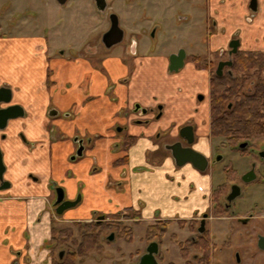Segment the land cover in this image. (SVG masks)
Segmentation results:
<instances>
[{
  "label": "crops",
  "instance_id": "0c3cea01",
  "mask_svg": "<svg viewBox=\"0 0 264 264\" xmlns=\"http://www.w3.org/2000/svg\"><path fill=\"white\" fill-rule=\"evenodd\" d=\"M249 3L250 0H211L213 10L219 12L222 21L227 19L231 29L242 30V48L264 53V0H258L257 16L252 23L246 25ZM230 36L231 33L225 38L227 40H214L213 47L217 49L224 46ZM44 45V37L37 40L20 39L16 42L0 41V53L3 50V56L8 58L4 60V67L15 68V72H10L9 77H0V88H9L12 91L9 104L19 106L24 111V116L10 120L6 128L0 131V150L5 166L3 181H0V264H14L17 259L21 262L27 255L28 248L23 238L27 234L26 222L43 214L47 207L53 211V203L50 201L53 183L64 188L71 201L77 198L78 186L84 188L79 182L87 183L84 205L74 209L78 203L64 212L68 223L94 220L89 214L93 194L100 201L115 204L114 213L118 215L129 210L143 211L144 218L139 219L138 224L146 220L150 222L147 228L158 220H170V226H179L178 222L183 221L186 225L179 232L185 233L190 222H199L203 214L211 213L213 193L217 185L207 171L204 174L207 187L198 198L190 196V190L195 188L192 183H183L184 188L189 191L181 195L177 192L180 183L172 186L176 191L170 192L169 198L183 203L180 210L173 211L172 217L158 219L145 210L149 203L145 201L148 188L144 181L153 173L147 158L158 152L152 139L162 126L167 131L172 123L183 125L182 113L173 108L175 105L181 106L169 104L166 110L168 116L158 123H139L136 116L134 123L132 117L124 118V113L130 106L128 100L131 103L133 101L134 81L130 82L129 88L119 85V80L129 73V68L122 60H98L97 65L92 66L82 58H66L65 52L60 57L66 60H47L41 57L36 59L39 62L34 61L22 68L24 63L21 59L11 58L18 51H23L28 57L29 48H42ZM161 61L156 57L136 61L135 102L154 106V96H160V100L166 102L167 98L176 95L167 82V65ZM49 68L51 75H48ZM87 76L90 80L86 91L82 84L86 83ZM111 81L117 84L113 94L115 93L118 101H113L108 95ZM145 100L149 102L145 103ZM72 108H75L74 114L62 116ZM206 112L208 114V110H205L208 119ZM202 128L209 135L208 125ZM202 128L196 134H201ZM130 137L136 138L135 142L130 147L124 146L121 149L122 141L124 143ZM87 140L90 147L88 151L85 145ZM80 141L84 144L83 155L87 153L89 157L83 164L75 166L70 160L79 149ZM210 151L211 149L209 153ZM204 155L211 157V154ZM93 159L98 169L91 174ZM184 166L195 169L191 164ZM81 175L84 176L81 178ZM212 220L210 217L207 224ZM136 256L138 260L140 256Z\"/></svg>",
  "mask_w": 264,
  "mask_h": 264
},
{
  "label": "rangeland",
  "instance_id": "374dc122",
  "mask_svg": "<svg viewBox=\"0 0 264 264\" xmlns=\"http://www.w3.org/2000/svg\"><path fill=\"white\" fill-rule=\"evenodd\" d=\"M4 1L7 0H0V34L9 31L7 29L9 28L7 22L10 18V14L4 11ZM17 1L19 2L20 0ZM21 1L23 4H27L29 10L32 12L35 13L38 11L37 18L35 19L27 15V17H30L29 21L31 22L28 23L26 27L17 28L14 31H21V33L23 32L21 36L27 37L34 36L36 31H38L36 35L45 38V45L42 48L40 46L29 48L28 57L25 56L26 54L24 55L23 51H18L17 55L13 54V57H11L12 59H21L23 61L24 64L22 68L28 67L29 64H32V62L37 61L36 59H40L41 57L47 60L61 58L59 54L61 51L66 52L65 57L68 59L73 58V60H76L82 58V60L85 59L89 61L92 66L97 65L101 56L92 57L88 54V51L96 50L98 52V49H100L98 43L103 34L102 31L106 27V21L102 19L103 17L99 13H96L93 0H69V2L63 5L57 0H42L38 5L36 0ZM203 2L204 0H190V2H187V0H155L153 7H151L148 0H143L141 2L142 6L140 8L137 7L138 11L135 14V19L139 22L144 18L149 20L148 23L144 22V24L141 25L146 28L154 22L158 25H162V30L157 35L156 47L154 48L157 54L167 55L172 50H175L179 44H184L187 48H190V44H193L197 52L202 51V53H204L208 49L206 46L207 35L205 30L207 24H205L206 11L204 7L206 6L203 5L202 7ZM136 3H138V1ZM110 5H113V9L118 13H121L124 8L119 4L118 0H113L110 2ZM11 11L13 12L14 10ZM187 12L190 16H187ZM139 33L140 34H135V39L139 41L140 44L139 53L144 54L141 51V46L144 44V50L147 51L150 42L144 34L141 32ZM18 34H20V32H18ZM173 35H175V39ZM181 36L186 37L179 42L178 40ZM201 40H203L202 43ZM74 50L77 51V56L73 54L75 53ZM112 50L113 53L119 52L121 55L124 54L122 45H117ZM3 55L4 52L2 50L0 53V77L7 78L10 72H15V68L13 66L9 68L4 67V60H8V58ZM123 56L127 57L126 55ZM26 58H29L28 61L25 60ZM128 58L132 60L130 57ZM136 69L137 62L135 61V71ZM51 74L49 68L48 75ZM131 75L132 73L130 72V76ZM89 80L90 77L87 76L86 83L82 84L85 90L89 85ZM46 84H48V82H46ZM173 108L177 109V111H180L182 114L190 115L192 112L191 107L181 108L175 105ZM74 111L75 108H72L69 112L63 113L62 116L65 117L68 114L72 115ZM172 115L174 116V113ZM181 126V124L172 123L170 124V131L178 132ZM197 126L198 128H202L200 124ZM206 133L205 129H203L201 134H197V141L194 147L195 150H201L206 155L211 154L212 158L209 160L207 174L212 175L214 184L218 187L223 185L226 181L224 169L232 165L238 172L236 182L242 187V195L232 203L231 212L225 218H214L207 224V230L209 235H211L213 244L211 264H264V256H255V258H251L250 252L254 250V246H251V233L254 231V224L247 226L238 221V218H243L248 213L255 210L256 205H262L264 202V186L258 187V183L245 185L242 180L253 165H257L256 173L258 177L264 176V162L259 160L257 156V153L264 152V136L254 138L249 154L242 156L234 150L236 147L234 143L223 142L224 140L221 141L220 139H212V137L206 135ZM152 140L162 147L170 138L167 137V132L163 130L162 126L156 137ZM126 141L127 140H125L124 143L122 141L121 149H124ZM85 145L88 151L90 148L88 146V140L85 142ZM209 149H211L210 153ZM169 155V152L166 153L161 149V151H158L155 155L150 154L149 158H147L148 165L151 167L150 171L153 173L144 181L147 183L148 188L145 201L149 203L145 210L150 211V214L158 219L165 216L172 217L173 211L180 210V208L183 207V203H180L181 201H175L169 198L170 192L176 191L172 189L175 183H180V187L177 191L179 195L189 191L187 188H184L183 183L194 184V190H190V196L193 198L200 197L207 187V178L204 175L205 172H200L189 166H178ZM72 156H70L69 159H71ZM167 156L172 161H170ZM88 157L87 153H85L76 161L70 160V163L75 166L81 163L83 164ZM218 157H222V160L218 161ZM93 162L91 174L95 173L98 169L94 159ZM154 168H156V170ZM83 176L84 175H81V178ZM85 178L87 177L85 176ZM79 183L84 185V188L81 185L78 186L79 193L77 198L81 195L82 200H80L79 205L74 209L82 207L85 203V199L83 198L87 196L85 187L87 183L83 181ZM227 191H230L229 185L223 187L218 193H213V203L216 201L219 208H221L220 204H223L225 201ZM54 198L55 192L53 191L50 201L53 202ZM115 207V204H112L110 201H100L96 199L93 194L89 203V214L94 218L96 216H106L108 220L120 219L117 221L120 222L117 223L120 228L133 230V241L128 242L126 236L117 235L115 240L110 242L107 239L111 234L116 232V227L101 225L98 232L100 234V247L89 253V256L85 260V264H138L139 260H137L135 256L138 255V257L140 256L141 258L150 246L151 243L147 242L148 240L145 236L147 225L150 224V222L144 220L141 224L137 225L132 218H126L125 216L123 217V215L114 217L117 214L114 213ZM48 208L49 207L44 209L43 214L40 213L36 217H32L31 221L29 220L26 222L27 234L24 235L23 238L28 248L27 255L23 258V261L20 262L17 259L14 264H54L55 262H60V254L63 248L56 240L52 239L53 229L60 231L72 228L75 230V236L80 238L76 224L68 223L64 215H57ZM257 211L258 210H256V216L259 215ZM139 213L140 218H144L145 213L143 211ZM125 214L131 215L129 211H126ZM80 217L82 218V216ZM180 229L183 228L176 225H171L169 227L160 250L162 256L160 257V264H185V260L179 253L177 243L180 241L186 242L190 237L195 236L196 233L193 234L188 230L189 228L185 233L179 232ZM68 246L65 248V252ZM247 251H249V253H247ZM195 254V250L192 249L190 253L192 264L197 263L193 258Z\"/></svg>",
  "mask_w": 264,
  "mask_h": 264
},
{
  "label": "flooded vegetation",
  "instance_id": "af4514ba",
  "mask_svg": "<svg viewBox=\"0 0 264 264\" xmlns=\"http://www.w3.org/2000/svg\"><path fill=\"white\" fill-rule=\"evenodd\" d=\"M112 1L113 0H102L103 6H101V1L93 0L94 6H95V11H96V13H99L103 17L102 19H104L106 21V27L103 29V31H102L103 34L99 39L98 47H100V49H98V52H97L96 50L94 51L91 48H89L92 51H88L89 52L88 54L92 57H100L101 56V59H99L100 62L104 61L105 59H109V58H118V59L122 60L123 63L125 65H127V67L129 68L128 75L125 78L120 79L118 82L119 85H123V86H126L127 88H129L130 82L134 81L133 82L134 84L132 87L133 90H132V99H131L133 101L131 103V101L128 100V102H130V106H129V109L124 113V118H131L132 117V121L135 123V116H136L137 119H139V123L140 122L141 123H149V124L152 122L158 123L161 119H163L166 116L167 106L171 103L179 104L182 108L183 107H191L192 112L190 115L182 114V119L184 120V123L181 126L180 130L178 132L177 131L171 132L170 129L167 130L166 131L167 137H169L170 140L168 142H166L164 144V146L161 147V145L156 143L158 151H161V149H163L166 153L169 152V154H170L169 156H171V158L173 160H175L173 158V154L174 153L177 154V152H179V150L181 152L187 148H192L193 150H195L194 144L197 141L196 132L198 129H200L197 126L198 125L197 120L200 119L199 120L200 126L203 127V126L208 125L209 136H211L212 139H220L221 141L224 140L223 142L234 143L236 145L234 150L236 152H238L240 155L246 156L247 154H249L253 139L258 137V136H264V134L255 135L251 139L243 141L241 143H235L234 141H232L226 137H213L211 135L210 105H211V89L216 82V80L214 79V76H216L218 78L234 77V73H233L232 68L234 66L235 58L238 57L239 55H243V54L245 55L246 52L250 51V50L249 51L244 50L242 48V38H241L242 30L239 28L231 29V25H228V24H230V21L227 19L222 21L221 16L219 15V12L213 10L211 0H204V2L202 3V7H203V5L206 6V7H204L205 11H206L205 24H207L205 26V30H206V35H207L206 46H207L208 50H206V52H204V53H202V51L197 52L195 50V47L193 44H190V48H187L184 44H179L175 50H172L167 55L157 54V53H155L156 51L154 48L156 47L157 35L162 30V25L161 24L158 25L156 22H154L149 27L146 28L145 26H141V25H143L144 22L148 23L149 20H146L144 18L139 22L137 19H135V14L138 11L137 7L140 8L142 6L141 2L143 0H118L119 4H121L124 7L123 10L121 11V13H118L113 9V5H110V2H112ZM137 1H138V3H136ZM148 1L150 2V6L153 7V5H154L153 3H155V0H148ZM188 1L190 2V0H187V2ZM41 2H42V0H36L37 5ZM67 2H69V0H67L66 3ZM66 3H64V4H66ZM61 5H63V4H61ZM248 7H249L250 11H249L248 15L245 17L246 25H249L250 23H252L257 16L258 0H250ZM11 10H14V11L12 12ZM4 11L9 12V14H10V18L8 19V22H7V25L9 27L7 29L9 31H6V33L0 34V41L6 42V41H10V40H15V42H16L20 39H26V38H32V39H36V40L39 38H42L41 36L36 35L38 33V31H36V34L34 36H29V37L21 36L23 34V32L21 33V31H17V32L14 31L17 28L20 29V28H23L24 26L26 27L27 24L31 22V21H29L30 17H27V15L32 16L33 18L36 19L38 11H36L35 13L32 12L31 10H29L28 5L23 4L21 0L19 2L17 0L4 1ZM112 15H116L118 23H119V27L123 31L122 41L118 45L123 46V50H124L123 55H126L127 57L121 55L119 52L113 53L112 49L117 45L108 49L106 47V43L103 42L104 35L110 30V28L112 26V21H111ZM187 16H190V14L188 13ZM113 17L115 18V16H113ZM202 22H203V20H202ZM232 26H233V24H232ZM18 32H20V34H18ZM139 32L144 34V36L146 38H148V40L150 42V46H149L147 51L144 50V47H143L144 44L141 46L142 47L141 51L144 54L139 53L140 44H139V41H136V39H135V34H140ZM230 33H231V36L229 37L227 43L224 46L219 47L217 49H215L213 47V41L214 40H217V39L218 40L219 39L224 40L225 38H227V36ZM13 35H16V36H13ZM174 36L175 35H173V38L175 39ZM185 37L181 36L178 41L179 42L182 41V39H184ZM225 40H227V39H225ZM202 42H203V40H201V43ZM232 43H238L239 44L237 51H234V48L231 47ZM74 51H75V53H73V54L77 55V51L76 50H74ZM180 52L183 53V57H184L183 67L181 69H179V71H177V72H171L170 71V59L173 55H179ZM62 53L65 54L64 51L59 52V54H62ZM128 57H130L132 60H130ZM155 57L162 59V61L166 63L167 74H168L167 76L169 79L167 82L169 83L168 85L170 86V88H172L173 92L176 95L170 96L169 98H167L168 100L166 102H162V100H160L161 99L160 96H154V98H153L154 104H155L154 106L146 105V104H143L141 102H135V61H137L138 59H145L146 60L148 58L151 59V58H155ZM220 65H222L221 75H218L217 72H218V68L220 67ZM130 72L132 73L131 76H130ZM263 76H264V72H263ZM116 86H117V84L112 83V81L110 82V84L108 86L107 92L113 101H118V98L115 96V93L113 94ZM147 102H149V100H145V103H147ZM8 106H10V104L9 105L2 104L1 108H5ZM205 110H208V114L206 112V114L208 115V119L205 116ZM185 127H192L193 128L194 139H193L192 144H189L188 140L186 138L182 137L180 134L181 129H183ZM119 129H123V128H119ZM157 133H156V135H157ZM130 138H133V137H130ZM126 140L127 141L125 143V146L129 142L128 141L129 139H126ZM82 145L84 147L83 143H82ZM79 148H80V146H79ZM195 151L199 152L198 150H195ZM257 156H258L259 160L264 162V152L257 153ZM167 158H169V157L167 156ZM206 158L209 162V160L212 157H210V158L206 157ZM221 160H222V157H218V161H221ZM208 167H209V165H208ZM208 167H207V169H208ZM229 167H232V165H229L228 167H226L224 169V173H225L226 169H228ZM256 167H257V165H253L251 170L243 177V179H242L243 183L245 185H248L251 183H258V187H263L264 186V176H261L260 178L258 177V174L256 173ZM252 171H254V173ZM236 173H237V176L234 178V180L232 182H229L227 180V176L225 173V176H226L225 183L223 185L218 186L215 189L214 193L215 192L218 193L220 190L223 189V187H226V185H229L230 191H227V193L225 195L224 203L220 204L221 208H219V205H217L216 201H214V203H213V206H214L213 209L214 210H217V211L223 210L226 213L223 216H214L213 215V209H212L211 213L210 212L206 213L209 215V217L206 220V225H205L206 231H205V233L208 232L207 221L209 220L210 217H212L213 219L214 218H225L231 212L232 203L237 198L234 201H232L231 203H229L227 201V197L229 196L231 189L234 185H238L241 188V195H242V187L236 182L237 178H238V172L236 171ZM254 176H255V179L252 180L254 178ZM53 191L55 192V198L52 202L53 203L52 208H53V211L57 214L56 208L59 205L57 207H55L54 203L56 202V200L59 197L58 194L64 196V201H71V200H69L67 198L65 189L62 187H59L55 183H53V185H52V192ZM77 199L78 198H76V200ZM76 200H73V201H76ZM256 210H258L257 211L259 213L258 216H256ZM129 212L132 213L135 211L129 210ZM64 214H62V215H64ZM124 214L125 213H123L122 215H124ZM139 219H141V218L136 219L137 225L139 223L138 222ZM202 219H203V216H202ZM119 220L120 219L108 220L106 216H100V217L96 216L94 218V220L91 222H94V221H96L98 223L104 222L103 225L115 226L116 232H114L113 234L116 237L117 235H120L117 231L118 227L120 228L119 224H117V223H120V222H117ZM132 220H134V223H135V219L132 218ZM201 220L198 222L195 236H197V235L203 236L205 234L204 233L203 235H200L198 233V229L200 227ZM167 221H170V220H167ZM238 221L241 224L247 225V226H249L250 224H254L253 225L254 231L251 233V246L252 245L254 246V250H251V252H250L251 258H255V256H264V202L262 203V205H256L255 210L248 213L243 218H238ZM80 222H84V221H80ZM91 222H84V223H91ZM157 222H165V221L158 220L153 225H155ZM72 223H76V222L73 221ZM171 223L172 222L170 221V224ZM179 223L180 222H178V225L181 228H183ZM170 224L167 227V233H168ZM132 233H133V230H132ZM145 236H146V234H145ZM195 236L190 237V239H188V240L195 238ZM164 238H163L161 244L158 241H154V240L147 241L148 243L157 242L159 244V254L157 255V260H158L159 264L161 262L160 257H162L160 250H161V246L163 244ZM210 238H211V235H210ZM107 240L109 241V238ZM114 240H115V238H114ZM126 240H127V238H126ZM113 241H110V242H113ZM180 242L183 243L182 241H180ZM180 242L177 243L179 253H180V248H179ZM211 243H212V238H211ZM60 246L63 248V251L60 254L61 261H62L63 257L65 256L67 251L65 252L66 246H64V245H60ZM212 247H213V244H212ZM247 253H249V251H247ZM180 255H181V253H180ZM88 256H89V254H88ZM86 258L84 259V264H85ZM138 260L140 261V257Z\"/></svg>",
  "mask_w": 264,
  "mask_h": 264
},
{
  "label": "trees",
  "instance_id": "16d2710c",
  "mask_svg": "<svg viewBox=\"0 0 264 264\" xmlns=\"http://www.w3.org/2000/svg\"><path fill=\"white\" fill-rule=\"evenodd\" d=\"M244 55V54H243ZM235 58L233 73L234 77L218 78L211 89V135L213 137H226L235 143L249 140L255 135L264 134V53L257 51L246 52L245 55ZM136 138H129L126 148L130 147ZM227 180L232 182L237 176L236 171L229 167L225 171ZM216 194V192H215ZM131 213V212H130ZM215 216L225 215V211L213 209ZM115 215L114 217H119ZM138 219L139 212L124 214L123 217ZM80 238L75 236V230L53 229V240L60 245L68 246L67 252L60 262L54 264H84L88 254L99 248V227L104 222L96 221L91 223L76 222ZM170 221L157 222L147 228L146 239L162 243L167 233ZM182 227L186 222L179 223ZM198 222L192 221L189 229L196 233ZM121 236H126L127 241L133 240L132 229H117ZM180 253L185 264H192L190 260L191 250H195L194 259L196 264H211L213 247L208 232L203 236H195L191 240L179 243Z\"/></svg>",
  "mask_w": 264,
  "mask_h": 264
},
{
  "label": "water",
  "instance_id": "95a60500",
  "mask_svg": "<svg viewBox=\"0 0 264 264\" xmlns=\"http://www.w3.org/2000/svg\"><path fill=\"white\" fill-rule=\"evenodd\" d=\"M60 4L66 3L67 0H58ZM101 1V6L102 0ZM115 16V18L113 17ZM112 26L110 30L104 35L103 42L106 43V47L112 48L115 45L121 43L123 38V31L119 27V23L117 20L116 15L111 16ZM239 44L232 43L231 47L234 48V51H237ZM63 54V53H62ZM184 64V57L183 53L180 52L179 55H173L170 59V71L177 72L179 69L183 67ZM222 65L218 68V75H221ZM12 99V91L9 88H0V131L4 130L10 120L19 118L24 116V111L19 106L10 105L5 108H1L2 104H9ZM180 134L182 137L186 138L189 144L193 143L194 135H193V128L192 127H185L181 129ZM80 148L78 149L76 155L72 157V160H76L79 157L83 156L84 147L82 145V141L79 142ZM173 158L176 161L178 166H184L186 164H191L196 170L200 172H205L209 165L207 158L193 150L192 148H187L184 151H180L173 154ZM220 159V158H219ZM5 172V166L3 164V157L0 150V181H3V174ZM254 173V171H252ZM255 179V176L252 180ZM241 195V188L238 185H234L231 189L229 196L227 197V201L231 203L236 198ZM58 199L54 203L56 208L57 214L62 215L65 211L74 208L78 205L81 197L79 196L76 201H64V196L58 194ZM209 217L208 214L203 215V219L201 220L200 227L198 229V233L203 235L206 231V220ZM103 219V218H102ZM115 238L114 234L109 237V241H113ZM159 254V244L157 242H152L150 246L147 248L146 253L140 258L138 264H159L157 260V255Z\"/></svg>",
  "mask_w": 264,
  "mask_h": 264
}]
</instances>
